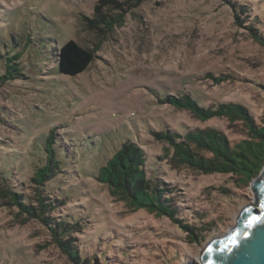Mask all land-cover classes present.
<instances>
[{
  "label": "rangeland",
  "instance_id": "obj_1",
  "mask_svg": "<svg viewBox=\"0 0 264 264\" xmlns=\"http://www.w3.org/2000/svg\"><path fill=\"white\" fill-rule=\"evenodd\" d=\"M98 5L109 16L123 14L124 26L113 33L87 28ZM251 28L264 41V0H0V186L9 176L10 186L33 196L31 178L46 161L40 149L55 130L66 173L46 189L67 199L58 217L84 225L75 236L83 256L97 264H201L205 245L255 203L251 184L172 169L168 145L153 133L214 128L234 145L246 138L244 128L225 119L202 122L159 100L188 93L203 107L233 102L260 123L264 43ZM70 40L88 49L101 42L77 76L61 73L56 57ZM15 55L17 72L8 69ZM209 75L230 80L216 85ZM126 141L144 151L149 176L175 187L184 223L208 229L204 241L192 243L191 232L166 217L133 212L93 178ZM16 213L0 201V264H75L42 224L21 225Z\"/></svg>",
  "mask_w": 264,
  "mask_h": 264
},
{
  "label": "trees",
  "instance_id": "obj_2",
  "mask_svg": "<svg viewBox=\"0 0 264 264\" xmlns=\"http://www.w3.org/2000/svg\"><path fill=\"white\" fill-rule=\"evenodd\" d=\"M112 1L103 0L110 3ZM124 24L123 14L109 16L104 14L102 7L98 5L95 19L88 20L85 26L90 30H99L100 33H113ZM251 31L252 38L263 44V39L255 29L251 28ZM100 46L101 42L95 48L88 49L73 40L66 42L56 56L61 73L77 76L85 72L97 58ZM19 60V55L10 58L8 69L19 71ZM208 77L212 78L216 85L230 80L229 76ZM159 103L186 110L202 122L213 119H225L230 124L240 122L246 137L232 145L225 133L214 128L189 131L185 135L170 130L153 133L158 142L168 145L165 150L170 154L165 156L169 159L172 169L184 167L203 175L238 177V184L244 186H249L260 175L264 168V118L258 123L245 106L233 102L203 107L188 93L167 95L160 99ZM54 145L55 130H52L44 147L40 149L46 155L45 164L36 168L31 178L34 184L33 196L23 189L10 186L7 176L0 186L1 206L17 209L16 218L20 220L21 225L31 221L42 224L49 231L53 244L75 264H97L95 257L89 258L81 254L77 243L75 236L84 233V225L72 222L68 215L64 218L58 217V211L64 209L67 199H61L46 189L55 179H64L63 175L66 173L63 159L58 158ZM201 152L210 156L206 157L200 154ZM147 169V158L142 148L132 141H126L105 163L96 166L93 178L108 189L111 197L125 203L133 212L144 210L157 218L166 217L190 231L192 243L204 241L205 236L202 233L208 229L190 228L184 223V219L179 217L178 207L175 206V187L163 177L149 176Z\"/></svg>",
  "mask_w": 264,
  "mask_h": 264
},
{
  "label": "water",
  "instance_id": "obj_3",
  "mask_svg": "<svg viewBox=\"0 0 264 264\" xmlns=\"http://www.w3.org/2000/svg\"><path fill=\"white\" fill-rule=\"evenodd\" d=\"M251 189L255 203L240 211L231 231L205 245L200 252L201 264H264V168L252 181ZM209 247L213 249L211 253Z\"/></svg>",
  "mask_w": 264,
  "mask_h": 264
},
{
  "label": "snow or ice",
  "instance_id": "obj_4",
  "mask_svg": "<svg viewBox=\"0 0 264 264\" xmlns=\"http://www.w3.org/2000/svg\"><path fill=\"white\" fill-rule=\"evenodd\" d=\"M261 219L264 220V218H261ZM251 226H252L251 224L248 225V227H251ZM234 239H235V238H233V240H234ZM212 251H213V249H212L211 247H209V248H208V252L211 253Z\"/></svg>",
  "mask_w": 264,
  "mask_h": 264
}]
</instances>
